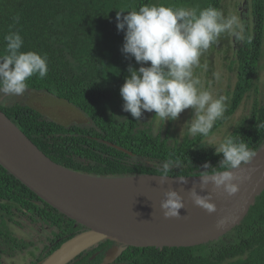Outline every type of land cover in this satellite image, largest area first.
Returning <instances> with one entry per match:
<instances>
[{"label":"trees","instance_id":"1","mask_svg":"<svg viewBox=\"0 0 264 264\" xmlns=\"http://www.w3.org/2000/svg\"><path fill=\"white\" fill-rule=\"evenodd\" d=\"M169 7H221L222 0H0V55L4 35L18 30L24 40L22 51H35L48 58L45 78L32 77L27 90L45 92L65 100L89 117V124L63 125L47 119L26 102H0V108L14 124L53 161L93 175L160 174L159 168L128 161L136 156L161 163L179 161L169 175H197L205 163L216 171L222 154L200 145L202 136L185 134L170 143L167 131L152 129L151 121L135 120L122 110L119 88L128 75L132 57L120 48L123 32L116 29V12L138 10L143 4ZM123 14V13H122ZM20 16L19 23L12 17ZM253 26H245L250 42L234 41V57L227 65L236 81L222 119L209 136L236 111L243 98L256 93L264 38V0L252 1ZM226 34L220 40L226 41ZM6 107V110H5ZM264 101L254 97L250 113L228 134L255 150L264 141ZM213 169H208L212 171ZM25 217L41 226H53L48 242L30 264L45 258L63 241L84 227L42 200L30 188L0 165V254L9 256L27 249L30 242L17 238L11 223ZM113 242L103 240L83 251L68 264H98ZM96 253L93 257L92 254ZM79 258V259H78ZM77 259V260H76ZM1 264V262H0ZM112 264H264V190L257 196L243 220L217 240L189 247L128 246Z\"/></svg>","mask_w":264,"mask_h":264},{"label":"clouds","instance_id":"2","mask_svg":"<svg viewBox=\"0 0 264 264\" xmlns=\"http://www.w3.org/2000/svg\"><path fill=\"white\" fill-rule=\"evenodd\" d=\"M12 19L19 23L20 16L15 15ZM13 29L14 24L9 25V31L3 37L0 99L22 96L32 77L43 79L49 70L46 55L21 50L24 40L20 32ZM116 29L124 34L121 53L139 64L138 68L128 65V75L119 88L122 110L135 120H141L144 112H154L165 122L175 121L181 112L191 109V118L184 123L187 132L193 137H208L215 122L223 118L228 98L224 95L214 97L212 92L202 88L194 69L200 67L202 54L222 35H229L235 41L250 42L242 18L235 14L226 15L214 6L173 8L153 3L143 4L138 10L117 11ZM212 146L216 154H222L219 166L223 170L216 171L205 163L198 175L200 191H197V185L187 191L192 203L208 214L217 211L212 193L206 191L208 185L211 184L214 190L222 189L228 196L235 195L240 184L250 179V172L244 174L243 168L256 154L246 142L231 135ZM178 165L179 161L172 159L161 163V183L170 178L169 172ZM175 182L186 184V176H177ZM182 208L185 209L184 198L176 189L168 188L160 202L162 215L180 218ZM222 223V219L217 221L218 226Z\"/></svg>","mask_w":264,"mask_h":264},{"label":"water","instance_id":"3","mask_svg":"<svg viewBox=\"0 0 264 264\" xmlns=\"http://www.w3.org/2000/svg\"><path fill=\"white\" fill-rule=\"evenodd\" d=\"M243 168L250 179L228 196L213 189L217 211L208 214L194 205L187 191L199 183V176H186L178 185L170 175L161 183L155 173L93 175L65 167L40 150L0 108V165L59 212L83 225L36 264H68L83 251L103 240L108 247L98 264H112L128 246L189 247L217 240L237 226L264 190V141ZM222 171V170H221ZM176 189L184 198L180 218H165L160 209L164 192ZM203 194V193H202ZM223 220L218 226L217 221Z\"/></svg>","mask_w":264,"mask_h":264},{"label":"rangeland","instance_id":"4","mask_svg":"<svg viewBox=\"0 0 264 264\" xmlns=\"http://www.w3.org/2000/svg\"><path fill=\"white\" fill-rule=\"evenodd\" d=\"M252 1L253 0H222L220 9L226 15L235 14L242 18L244 25L253 26L252 21ZM227 40L223 39L214 44L211 48L205 51L200 57V67L194 69V75L200 80L201 87L212 92L214 97L224 95L228 99L231 90L236 81L235 70H229L227 65L234 57L233 38L226 36ZM262 58L260 61L261 67L258 69L256 83V93L251 90L242 100L236 111L219 127V129L210 136L203 139L200 145L210 146L219 144L225 137L228 136L232 128L240 121L249 115L250 108L254 97L260 102L264 101V38L262 41ZM218 76V78H217ZM227 99V101H228ZM22 101L29 104L42 116L63 125L69 124H89L90 120L80 109L67 103L65 100L45 94V92H34L26 90L22 96H13L0 99V102L5 103ZM226 101V102H227ZM6 110V107H5ZM192 110L185 109L180 113L179 118L175 121L166 120L163 122L154 115V112H144L141 121H151L152 129L155 132H160L164 135L167 131V139L170 143L180 141L185 135H190L187 132V126L184 124L191 118ZM128 161L141 162L146 166L159 168L160 164L147 158L131 156ZM18 223H11V229L14 235L26 242H30L27 249L18 251L16 254L9 256L0 254L1 264H29L34 256L31 252H39L42 247L48 242V237L53 226L39 225V222H30L25 217L20 218Z\"/></svg>","mask_w":264,"mask_h":264},{"label":"flooded vegetation","instance_id":"5","mask_svg":"<svg viewBox=\"0 0 264 264\" xmlns=\"http://www.w3.org/2000/svg\"><path fill=\"white\" fill-rule=\"evenodd\" d=\"M113 244H114V243H112L111 245H113ZM111 245H110V246H111ZM94 246H95V245H94ZM110 246H109V247H110ZM88 250H89V249H88ZM105 250H106V249H105ZM105 250H104V251H105ZM95 254H96V253H93L91 257H93ZM78 259H79V258H78ZM76 260H77V259H76ZM36 263H37V262H36ZM36 263H35V264H36ZM29 264H30V263H29Z\"/></svg>","mask_w":264,"mask_h":264}]
</instances>
